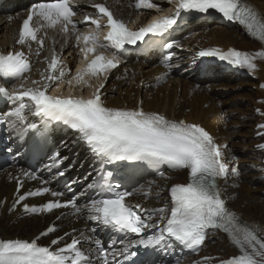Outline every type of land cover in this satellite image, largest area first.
<instances>
[{
	"label": "snow or ice",
	"instance_id": "1",
	"mask_svg": "<svg viewBox=\"0 0 264 264\" xmlns=\"http://www.w3.org/2000/svg\"><path fill=\"white\" fill-rule=\"evenodd\" d=\"M92 14L78 15L75 0H35L27 9V16L19 27L18 45H38L35 55L43 48L44 38L39 36L44 29L59 27L64 34H71L83 59L80 66L71 74V69L61 61L53 50L50 61L46 60V73H40V81L32 80L31 87H25L26 73L32 70L28 56L23 51L0 53V79H17L21 83L9 93L0 86V96L11 101L13 107L0 114L9 128L19 136L34 132V148L38 154L47 143L49 126L53 123L63 124L78 133L76 141H82L100 164V169L93 177L87 189L95 193L84 205H79L77 197L62 200L65 192L50 188L48 181L41 180L42 187L20 194L23 182L19 177L9 179L16 181V198L9 209L12 211L29 197L50 195L52 198L39 206L23 204L26 213H51L61 208H72L75 214L87 213L86 219L104 226L112 232L107 242L95 237V228L81 231L79 235L65 233L52 239L49 245L39 243L57 231L55 224L30 241L24 239L0 238V264H125L138 255L133 248L167 251L178 243L192 252H199L209 238V230H220L227 234L232 245L238 250L229 258L219 259V264H264V230L251 228L241 223L240 217L227 206L223 193L227 191L218 181L228 184L229 177H240L237 167H229L225 155L227 145L218 144L214 137L200 124L185 120L169 119L165 115L145 111L143 101L135 108L109 107L102 97L106 81L113 69L121 64V57L129 51L128 46H138L147 38H159L152 43L171 50L182 48L179 40L171 36L182 14L192 12L220 14L225 20L238 23L247 33L264 44V18L259 16L244 0H177L175 8L168 14L156 15L148 23L138 28L117 18L106 2H92ZM134 7L139 9H156L160 6L152 0H135ZM90 24L87 31H80L78 25ZM101 32L103 35L101 36ZM46 35V34H45ZM175 52L168 51L161 60L162 65L170 69V61ZM197 57H216L220 61L247 69L258 70L256 61L264 60V50L254 53L228 48L201 49ZM58 73V75H57ZM157 77V81L165 77ZM93 88L88 95L48 94L51 83H65ZM97 81L95 85L90 81ZM260 87L264 89V84ZM264 103V101H262ZM264 116V112L257 109ZM39 117L41 126L27 123V114ZM257 128L264 130V123ZM264 136V131H258ZM65 148L66 142H62ZM258 149L264 150V144ZM45 165L49 170L56 169V176H64L69 168H62L68 159L57 151L48 157ZM233 160L237 159L232 157ZM118 162H126L118 165ZM108 165L121 169L145 167L154 170L160 178L167 179L164 166L171 170H186V183L173 184L168 190L170 202L163 206L145 208L140 203H132L129 198L138 193L145 198L149 196L155 181H149L147 187L129 190L122 183H113L115 174L107 170ZM20 176L37 180L35 171L19 170ZM77 181H72L75 184ZM71 184H66L71 191ZM233 187L238 186L235 182ZM159 190L156 192L159 198ZM61 217L57 216L59 220ZM75 229L73 232L75 233ZM151 232V234H149ZM132 234V235H129ZM70 236V242L65 237ZM133 236L135 238H133ZM63 243V247H61ZM84 244L94 245L87 249ZM55 246V247H53ZM211 257L202 258V264H209Z\"/></svg>",
	"mask_w": 264,
	"mask_h": 264
},
{
	"label": "bare ground",
	"instance_id": "2",
	"mask_svg": "<svg viewBox=\"0 0 264 264\" xmlns=\"http://www.w3.org/2000/svg\"><path fill=\"white\" fill-rule=\"evenodd\" d=\"M161 9L167 8L171 0H156ZM259 16L264 18V0H244ZM150 13L145 14L144 19ZM192 32L184 41L186 48L194 51L195 47L235 48L239 51L254 53L264 50V44L250 36L246 30L240 28L227 29L217 25H210L207 29L199 28ZM12 34L6 27L3 17L0 16V48L7 45ZM69 56L64 61L68 66L76 56V51L65 44ZM53 49L58 53V45L54 44ZM191 54L183 55L180 62L172 70L167 71L157 64L155 58L151 61H130L125 67L109 74L105 88L102 89V99L109 107L135 108L139 101H143L142 107L145 111H152L165 115L169 119L185 120L190 123H197L204 127L216 140L218 144L227 145L225 155L229 160V167H237L240 177H229L228 184L223 180L218 181L227 191L223 198L227 206L235 212L241 220L251 228L259 227L264 230V150L258 149L259 144H264V136H258V124L264 123V116L257 112L260 109L264 112V60H257L258 70L249 72L247 69L233 67L232 70H239L240 74H220L214 69L213 73H219V78L213 82H206L200 78L199 68L192 59ZM165 77L157 81V77ZM244 73V74H243ZM246 73V74H245ZM58 75V73H57ZM247 75V76H244ZM25 87L33 86L32 80H37L35 65L27 76ZM17 81L9 87L12 91L19 85ZM254 134V138L250 136ZM67 148L68 137L65 139ZM239 146L238 155L240 161L247 162L239 164L232 161L230 156L236 155L232 146ZM249 150V151H247ZM71 158V164L76 167L75 174L81 176L82 169L89 170L92 164L87 161L82 148L66 153ZM237 158V157H236ZM89 175L86 176L88 179ZM83 179L80 184H84ZM155 184L147 198L139 194L137 202L145 208L163 206L165 200L164 188L171 182V179H155ZM149 182V181H148ZM235 182L238 186L233 187ZM145 184V187H147ZM12 184L3 183L0 180V195L6 199L11 191ZM159 190V198L155 204L150 202V195H156ZM138 197V195L136 196ZM157 199V198H156ZM136 199H134L135 201ZM3 207L0 209L2 211ZM50 218V217H49ZM42 219L31 217L16 219L10 216H0V235L4 238L16 236L18 238H29L41 225ZM264 235V232L261 233ZM214 243L208 242L202 247L199 256L211 257L220 255L227 257L237 252V249L228 244L226 237L212 233ZM196 258V257H194ZM216 260H210L212 264ZM187 261L185 264H188Z\"/></svg>",
	"mask_w": 264,
	"mask_h": 264
},
{
	"label": "rangeland",
	"instance_id": "3",
	"mask_svg": "<svg viewBox=\"0 0 264 264\" xmlns=\"http://www.w3.org/2000/svg\"><path fill=\"white\" fill-rule=\"evenodd\" d=\"M250 137L253 138L254 135L252 134ZM233 148H234V149L236 150V152H237L236 155H234V157H237L239 164H245V163H247L246 161H245V162L240 161V157H239V155H238V152L241 150L240 147L237 146V145L232 146V148L230 149V151H231ZM247 151H249V150H247ZM232 157H233V156L231 155L230 158L232 159ZM237 159H235V160L232 159V161H237ZM156 198H157L156 195H150V202H152V203L155 204L157 201H159V200L156 199Z\"/></svg>",
	"mask_w": 264,
	"mask_h": 264
}]
</instances>
